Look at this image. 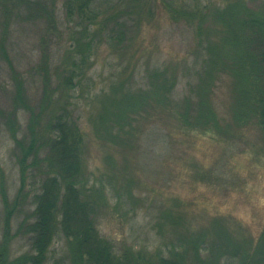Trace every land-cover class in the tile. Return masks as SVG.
<instances>
[{
  "label": "trees",
  "instance_id": "trees-1",
  "mask_svg": "<svg viewBox=\"0 0 264 264\" xmlns=\"http://www.w3.org/2000/svg\"><path fill=\"white\" fill-rule=\"evenodd\" d=\"M56 1L0 0L2 57L9 58L6 37L13 23L24 19L42 22L45 32L41 41L47 43L38 67L43 77L39 99L32 100L25 78L12 68L10 108L0 104V142L5 126L15 140L20 169L14 199L9 198L4 185L1 188L0 264H264V228L254 238L244 227L235 231L232 221L221 216L213 217L209 226L197 230L190 225L182 227L181 215L163 213L156 222L163 242L154 249L148 246L136 249L125 244L119 247L99 227L102 218L114 212L107 184L117 191L116 206L121 205L122 195L130 203L136 200L132 188L137 179L127 174L126 156L138 147L135 124L138 114L156 106L151 99L163 111L178 116L185 128H197L220 138H231L253 124L264 157V2L260 8H252L246 0H226L224 9L204 12L203 5L179 10L173 0H165L169 12L186 16L196 32L199 44L190 68L198 76L192 84L198 85L199 97L193 102L188 97L182 107L181 103L173 102L169 93L178 77L176 73L169 74L168 69L158 68L148 72L146 89L134 90L122 80L112 86L110 93L97 94V108L90 117L93 133L103 143L125 151L122 171L117 169L116 156L105 154L108 171H112L107 173L111 182L106 184L104 174L97 175L88 168L89 134L82 127L81 104L75 93L90 88L88 73L102 37L117 41L122 46L119 55L127 58L132 48L125 38L129 21L119 19L116 10L111 13L102 8L101 0H64L71 38L57 62L49 44L53 38L62 37ZM29 2L34 4L28 5ZM129 3L137 8L140 30L143 16L152 18L153 10L148 0ZM111 18L115 20L113 24ZM223 75L233 85L230 107L233 123L225 126L212 103L213 90ZM21 109L26 114L23 137L18 135ZM118 180L123 181L118 184ZM29 184L33 186L30 189ZM22 210L25 216L18 220ZM22 237L27 239L28 248L17 254L14 243ZM58 240L64 242L59 252L55 247Z\"/></svg>",
  "mask_w": 264,
  "mask_h": 264
},
{
  "label": "rangeland",
  "instance_id": "rangeland-1",
  "mask_svg": "<svg viewBox=\"0 0 264 264\" xmlns=\"http://www.w3.org/2000/svg\"><path fill=\"white\" fill-rule=\"evenodd\" d=\"M246 1L252 8H260L264 2ZM101 2L102 8L109 9V12L118 11L116 15L119 19H128L129 27L126 30L129 33L125 38L132 46L127 58L121 57V50L118 49L122 46L117 41L109 40L110 37H102L98 54L94 56V64L88 73L90 88L82 93L79 90L75 93V99L81 104L79 111L82 115V127L89 134L88 168L97 175L104 174L107 184L111 182L107 179V173L112 171H108L105 154H114L118 161L117 169L122 171L125 151L103 143L93 133L94 125L90 117L97 108L96 95L110 93L112 86L122 80L134 90L146 89L148 85L144 84H147L148 72L158 68L168 69L169 74L176 73L178 77L176 85L169 93L173 102L181 103V107L188 97L193 102L194 98L199 97L198 85L192 84L198 76L190 67L196 59L194 51L199 43L194 27L188 24L187 17H179L177 12L170 13L165 0H148L154 15L152 18L143 16L140 30L134 3L130 4L129 0ZM101 2L99 1L100 4ZM173 2L179 10H188L189 7L194 9L197 4L203 5L204 12L222 10L227 6L226 0ZM55 4L59 9L58 20L62 37L60 40L53 38L49 44L54 51L53 59L59 62L63 57L64 46L71 37L63 9L64 0H58ZM128 4L130 6L127 7ZM2 14L1 21L4 20ZM38 21L24 19L13 23L6 37L9 58L5 59L0 54V104L5 107L10 108V95L14 87L12 68L25 78L32 100L37 101L40 97L43 77L38 67L47 43L41 41L45 28ZM110 22L113 24L115 20L111 18ZM2 34L0 26V40ZM59 41L60 44L57 45ZM232 87L229 77L223 75L213 90L212 103L223 126L233 123L230 111ZM151 102L156 106L137 116L138 121L135 124L138 147L126 156L129 166L127 174L130 173L131 177L135 176L137 179L132 188L136 200L130 203L122 195L121 205L116 206L117 191L107 184L114 212L100 221L102 234L113 239L119 247L125 244L136 249L143 246L154 249L163 242L156 222L167 212L181 215L182 227L190 225L197 230L209 226L213 217L221 216L232 221L235 231H240L241 226L250 236L257 238L264 228V157L256 127L251 124L240 129L231 138H220L197 128H185L178 116L163 111L165 109L156 100L151 99ZM169 107L177 109V106L171 107L170 104ZM19 116L21 130L18 135L23 137L26 130L25 111L21 109ZM229 131L231 132L230 129ZM15 144L11 131L4 126L0 142V238L3 219L2 185L6 187L9 198L14 199L20 184ZM119 175L123 173L120 172ZM115 180L117 181L116 178ZM32 187L31 184L28 185V189ZM24 216L25 211H20L18 220ZM17 225L16 222L15 229ZM62 245L63 241L56 242L58 252ZM14 248L17 254L27 249V239L18 238Z\"/></svg>",
  "mask_w": 264,
  "mask_h": 264
}]
</instances>
